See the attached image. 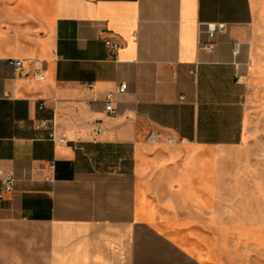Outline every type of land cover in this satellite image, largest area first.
Wrapping results in <instances>:
<instances>
[{"label": "crops", "instance_id": "obj_1", "mask_svg": "<svg viewBox=\"0 0 264 264\" xmlns=\"http://www.w3.org/2000/svg\"><path fill=\"white\" fill-rule=\"evenodd\" d=\"M261 17L264 0H0V264H210L198 234L224 231L244 163L226 152ZM208 24L226 27L210 52Z\"/></svg>", "mask_w": 264, "mask_h": 264}, {"label": "rangeland", "instance_id": "obj_2", "mask_svg": "<svg viewBox=\"0 0 264 264\" xmlns=\"http://www.w3.org/2000/svg\"><path fill=\"white\" fill-rule=\"evenodd\" d=\"M250 48L242 79L246 86L245 141L242 147L226 152L229 160L244 163L240 171H230L234 183L226 185L231 193L226 196L231 198H226L218 218L224 231L198 234L199 251L210 264H264V17L254 25Z\"/></svg>", "mask_w": 264, "mask_h": 264}, {"label": "built area", "instance_id": "obj_3", "mask_svg": "<svg viewBox=\"0 0 264 264\" xmlns=\"http://www.w3.org/2000/svg\"><path fill=\"white\" fill-rule=\"evenodd\" d=\"M225 30H226V27L224 24L206 25L207 41L205 43L198 41L199 49L204 50V51H209V52L212 51L215 47L218 35L224 33ZM104 44H105V47L110 52V54L112 55L115 54L121 47V45L118 42H113L111 40H105ZM233 55L234 57L237 56V46H234ZM10 64L15 71L21 67L22 61L13 60ZM235 66L237 67V64H235ZM35 78L37 80H43V75L37 72L35 74ZM237 80H239V77H237ZM125 89H126V85H120L119 92H124ZM112 103H113L112 94L111 93L106 94L105 100H104V112L110 117L115 115V109ZM42 107L43 105H41L39 109H41ZM38 127L42 129H46L49 132L48 137H47L49 140L53 142L56 141L55 133L53 130V120H41L38 123ZM94 132L95 134H97L99 130L95 129ZM63 142H64L63 138H61V140H59V143H63ZM13 186H14V177L12 174H9L8 176H6L4 179L0 181V200L3 199L4 195L12 192Z\"/></svg>", "mask_w": 264, "mask_h": 264}]
</instances>
